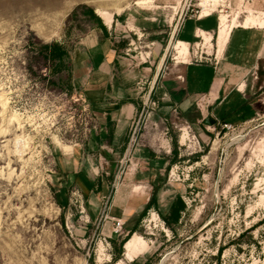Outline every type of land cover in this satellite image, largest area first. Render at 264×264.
<instances>
[{
	"label": "rangeland",
	"instance_id": "1",
	"mask_svg": "<svg viewBox=\"0 0 264 264\" xmlns=\"http://www.w3.org/2000/svg\"><path fill=\"white\" fill-rule=\"evenodd\" d=\"M201 1L0 0V264H133L135 259L139 264H264V88L255 95L261 98L256 115L231 122V129L218 127L211 135L199 128L209 134L205 140L181 115L164 124L168 134L160 126L151 130L152 142L174 155L159 177L171 190L161 196L165 200L157 209L150 208L117 235L104 230L102 221L86 217L69 177L77 157L65 165L96 130V116L81 92L84 80L74 75V56L85 50V40L115 37L124 70L150 59L156 65L166 52L167 70L176 56L171 34L183 19L205 15ZM215 4L209 12L217 25L220 15L237 16L236 27L252 28L260 32L255 42L264 41V0ZM85 5L112 12V25H105L96 12L103 28L90 21ZM118 8L123 9L120 14ZM215 17L206 25H213ZM216 36L212 44L200 37L185 62L190 51L200 56L203 41V50L211 53ZM52 41L69 49L66 67L54 66L39 52L42 42ZM124 78L132 82L141 105L151 76L142 71ZM255 78L264 80V60ZM151 97L159 101L155 91ZM183 127L188 130L185 142ZM127 167L119 164L116 174ZM108 178L113 194L118 182ZM177 194L187 210L172 231L161 214ZM134 233L147 241V249L132 260L122 253L114 262L122 240Z\"/></svg>",
	"mask_w": 264,
	"mask_h": 264
},
{
	"label": "crops",
	"instance_id": "2",
	"mask_svg": "<svg viewBox=\"0 0 264 264\" xmlns=\"http://www.w3.org/2000/svg\"><path fill=\"white\" fill-rule=\"evenodd\" d=\"M212 17H215L213 13L185 18L172 32L170 44L184 41L189 48L197 45L200 31L212 34L215 40L216 17L213 25H206ZM251 29L234 28L219 56L214 46L211 53L203 50L204 41L198 57L190 51L188 61L180 62L174 55L167 70L163 68L166 52L156 65L150 59L124 70L120 64L124 57L114 45L115 37H107L106 42L98 41L95 36L85 40V50L74 56V75L84 80L81 92L86 106L96 116V130L87 146L67 157L65 165L72 161L69 158L77 157L73 159L77 168L70 171L73 173L69 177L75 182L87 218L102 221L104 230L117 235L113 231L114 218H121L127 228L133 226L154 194L158 203H162L165 198L161 196L171 190L159 177L171 165L174 155L157 151L153 146L137 147L132 159L136 165H128L122 174H116L130 126L140 110L132 82L124 78L125 74L132 77L143 71L151 76L150 90L158 95L159 106L149 121L156 120L163 128V118L174 121L181 115L205 140L209 134L199 128H205L211 135L213 126L220 127L219 122L231 123L257 114L261 98L255 95L264 88V80L259 81L255 76L264 60V41L255 42L254 37L260 32ZM109 175L118 182L113 194L108 191Z\"/></svg>",
	"mask_w": 264,
	"mask_h": 264
},
{
	"label": "bare ground",
	"instance_id": "3",
	"mask_svg": "<svg viewBox=\"0 0 264 264\" xmlns=\"http://www.w3.org/2000/svg\"><path fill=\"white\" fill-rule=\"evenodd\" d=\"M138 3H143L142 1H138ZM117 5V4H116ZM212 5L216 6L215 0H202L201 6L205 8V15H209L210 7ZM99 6V5H98ZM119 7V6H118ZM121 7V6H120ZM96 8V7H95ZM122 8H118L116 11V14H120L122 12ZM97 14L103 19V22L105 25L110 26L112 25V21L114 19V15L112 12L106 10V9H96ZM237 16H234L233 19L227 18L225 15L219 16V24L217 28V36H216V51L218 52V55L222 54L225 50V47L229 41L230 35L234 27L240 26ZM241 26H244L241 24ZM261 27V26H260ZM200 36L206 41L212 44L213 36L210 33H205L200 31ZM173 48L175 49L176 59L180 62H185L188 54H189V45L184 41H178L175 42L173 45ZM182 134H181V140L182 142H185L188 137V130L186 127L182 128ZM146 240L136 233H134L132 236L126 239L125 247H124V257L132 260L134 257L142 253L147 249ZM116 262V264H118Z\"/></svg>",
	"mask_w": 264,
	"mask_h": 264
},
{
	"label": "built area",
	"instance_id": "4",
	"mask_svg": "<svg viewBox=\"0 0 264 264\" xmlns=\"http://www.w3.org/2000/svg\"><path fill=\"white\" fill-rule=\"evenodd\" d=\"M223 1H228V6H230L231 2L235 0H223ZM239 1L245 2L248 5L251 3L252 4L255 3L256 0H239ZM211 13H213V11H211L210 14ZM200 15H201V12L198 14V16ZM193 16H195V14L192 15V17ZM184 20L185 19H183L182 22ZM199 58L202 59V57H199ZM151 90L149 91L147 98L145 100L144 99L142 100V103L140 105V110L136 118L133 119V122L130 126L129 134H128L127 141H126V144L123 150V154L119 160L120 167H122L124 164H126V166L136 165L132 161V159L134 157V151L137 147L153 146V148L157 151H169V150H166L165 146H163L161 143L156 144V142L155 143L154 141L152 142V139L150 138L151 130L159 129L158 121L156 120L149 121L152 113L159 106V101L152 99ZM174 111H176V109ZM143 119L145 121V124L144 126H142L143 131H141L142 127L140 124ZM162 121L163 123H167L168 119L163 118ZM219 125L221 129H231L232 128V125L228 122H223V123L219 122ZM207 129L209 130L208 127ZM213 130H215V126H213ZM164 134H168V128L164 130ZM194 137H196V135H194ZM113 221H114L113 231L116 233H120L123 229L124 221L121 218H114Z\"/></svg>",
	"mask_w": 264,
	"mask_h": 264
},
{
	"label": "trees",
	"instance_id": "5",
	"mask_svg": "<svg viewBox=\"0 0 264 264\" xmlns=\"http://www.w3.org/2000/svg\"><path fill=\"white\" fill-rule=\"evenodd\" d=\"M84 14L85 16L88 17V19L91 21H95L96 23H98L102 28H103V24L101 21V18L95 13V10L90 7L85 5L84 6ZM76 12L74 11V14ZM39 52L43 53L50 61H52L54 63V66H58L59 68L61 67H66L67 62L71 59V54L69 49L65 46V44H62L60 42L57 41H52V42H42L40 44V48H39ZM207 149V148H206ZM195 159V157H194ZM199 160V156H197L196 161ZM156 208L158 207V198L156 196V194H154L151 199L149 200L148 204L145 206L141 216H144L145 213L150 209V208ZM187 210V205L184 201V199L182 198V196L180 194H177L175 199L173 200V202L170 205L169 210L167 211L166 214H161L163 220L165 221L166 225L172 230L174 231V225L177 224L183 214L185 213V211ZM135 231V227L132 230V232ZM128 237H126L124 240H122L121 245L122 247L120 248V250L117 252V254L113 257V261L116 262L117 260L122 258V253H123V244L125 243L126 239ZM221 252V249L218 250V253ZM133 264H139L140 260L135 259L132 262ZM146 264H150V262L147 260Z\"/></svg>",
	"mask_w": 264,
	"mask_h": 264
},
{
	"label": "water",
	"instance_id": "6",
	"mask_svg": "<svg viewBox=\"0 0 264 264\" xmlns=\"http://www.w3.org/2000/svg\"><path fill=\"white\" fill-rule=\"evenodd\" d=\"M96 12V11H95ZM97 13V12H96ZM126 242V241H125ZM125 247V243L123 244V248ZM123 254H124V251H123Z\"/></svg>",
	"mask_w": 264,
	"mask_h": 264
}]
</instances>
